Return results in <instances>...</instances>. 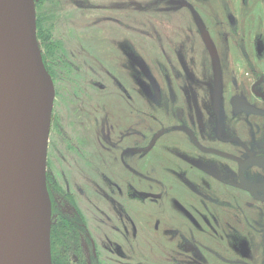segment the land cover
<instances>
[{"label":"flooded vegetation","instance_id":"af4514ba","mask_svg":"<svg viewBox=\"0 0 264 264\" xmlns=\"http://www.w3.org/2000/svg\"><path fill=\"white\" fill-rule=\"evenodd\" d=\"M182 1L175 5L176 26H170L175 32L170 36L171 55L178 65L171 72L177 77L175 86L160 83L152 68L144 69L137 62L133 37L128 34L117 41L120 29L112 33L116 60L111 87L106 85L105 71L96 76L91 65L85 71V89L65 83L68 94L60 101L57 79L45 66L54 87L46 162L51 264H136L135 236L140 223L135 222V209L145 203L136 202V172L138 160L144 162L150 151L162 160L160 170L176 174L177 181L172 183L176 199L181 200L176 201L178 219L176 215L170 218L163 207L164 217L156 221L157 225L164 222L162 235L172 234L180 240L172 246L167 239L160 246L166 264L182 259L187 264H264V5L258 3L254 22L247 0L237 3L240 15L232 10L234 0H213L212 5L201 0L206 7L199 15L205 28L200 32L201 25L186 29ZM187 7L189 12L197 10ZM189 32H196L208 50H214L213 37L226 49L219 53L207 50L209 67L203 73L196 68L200 52L194 51L195 42L183 37ZM249 33L254 34L253 40H248ZM90 39H83L86 56L104 65L105 44L98 38L95 46ZM216 61L221 76L217 105ZM137 66L146 83L138 80ZM137 85L147 98L144 107L138 105ZM144 163L147 169L152 166ZM96 168L101 176L94 179ZM78 171L86 172L85 179H74ZM108 171L113 172L111 180L104 178ZM126 186L128 196L123 190ZM189 195L194 204L191 210L185 205ZM109 202L112 215L105 208ZM139 219L148 223L151 216ZM145 227L152 241L146 232L149 226ZM150 243L145 245L149 253L153 251ZM175 248L183 251L176 259L169 253ZM184 253H192L191 259L185 260Z\"/></svg>","mask_w":264,"mask_h":264},{"label":"rangeland","instance_id":"374dc122","mask_svg":"<svg viewBox=\"0 0 264 264\" xmlns=\"http://www.w3.org/2000/svg\"><path fill=\"white\" fill-rule=\"evenodd\" d=\"M202 1H182L185 6L183 10L184 12L182 19L189 25H186V29L192 30L193 25H201V22H203L201 21L199 15H203V10L205 11L206 5L205 3L203 4ZM179 2L180 0H41L39 5L37 6V10L35 8V11L37 16H39V21H41L42 25L47 29V33L49 32V37L51 38V41L53 43V46L51 47V49H49V53L46 55V64L49 69H52L54 77L57 79V85L59 86L58 100L61 101V99H63L64 94H68L67 92H65V83L71 82L75 84V87L81 88L82 90L85 89L87 83L85 71L88 70V67L91 65L93 71L96 72V76L102 70H104L105 74L108 75L106 77V85H108L109 87L113 85V65L115 64L116 57L112 33L115 30L118 34L117 29H120L122 32L117 35L120 37H117V41L118 39L123 40L125 37H127L126 35L128 34L129 36L133 37L132 42L134 43L136 48V60L144 69H146V67L148 68V70L152 68V73L155 75L156 78H158L160 83L169 82L175 86V84L177 83V77L175 78V76L171 75V72H173L174 74L175 69H177L178 65L177 61L175 60V57L171 55L174 50H172V46L169 44V42H173V40L170 39V36L175 35L174 30L170 28V26L171 24L176 26L175 16L177 15V8L175 7V5ZM247 2V8L252 11V17L255 22L257 19V12L260 8L258 3L261 2V4L264 5V1L247 0ZM237 3H240V0H234L232 10L236 15L237 13H239L240 15L241 11L237 10L239 9L237 5L240 4ZM188 4L191 5L192 8L195 7V9L197 10L189 12L187 7ZM261 8V17L263 18L264 6ZM130 10L133 11V14L130 13ZM116 11H119V15ZM209 13L210 12H208V14ZM124 14H127V17H125ZM198 21L200 22V24L198 23ZM123 24L131 25L132 27L123 26ZM206 28L208 29L207 26ZM198 29H200V32L202 31V29L205 30L204 27ZM129 30L130 32L128 33ZM261 31H263V29H260V32ZM88 36H91L92 40H90L92 41V43H94L95 46L97 44L98 38L99 43L101 45L102 43L105 44L104 51L106 52V58L103 62L104 65H100L99 60H95L91 56H86L87 47L83 39ZM252 36H254V34H248L249 41L253 40ZM183 37H186V41L195 42V44H193V46L195 47L194 51L201 53V56L199 53V58L198 60H196L198 64L196 68H198L197 71L200 70V73H203L205 71V67H209V62H206V57H209V55H207L208 49L204 47V44L200 41L201 39H198L200 37L197 36L196 32H189V34H184ZM37 41L39 43V46L41 47V52H45L43 51V45H41L42 40L37 39ZM199 41L201 43H199ZM211 43L212 48L214 50L208 51L212 53H219V50H221V52L226 51L225 48L224 50L222 49L221 42L217 40L216 37H213V41L211 40ZM96 48L97 47H95V49ZM124 62L125 59L121 58L120 65ZM123 67L127 69L125 65ZM128 73L129 72L127 69L126 75ZM91 77L92 73L90 74V78ZM137 78L138 80H143V82L145 83L147 82L145 77L141 74L138 66ZM140 90L141 89L139 85H137L136 94L138 105L144 107L147 104L145 103L147 98L146 96H144L142 90ZM176 93L177 91L175 88L174 94ZM163 97V99H165L166 94ZM110 100L112 99L110 98ZM140 119H142L141 125H144V118L140 117ZM151 153L153 154V151H150L146 154L144 162H154V160L152 159L154 155H151ZM154 158L157 159L159 157L154 156ZM144 162L140 163V161H138L137 164V192L139 194V192L149 191L159 194L160 197L156 200L146 199V205H142L141 203H138L136 205L135 211L137 215L135 217V222L140 223L139 225L143 228H146V225L147 227L149 226L148 229L150 230L146 232H149L150 234L153 247V251L149 253L145 248L147 237L143 235L135 236L137 244V246H135L136 264H166L165 259L162 257V248L160 246L164 245V241L167 239L169 240L168 242L172 244V246L174 243L178 244L180 240L178 236L172 234L169 236H166L165 234L162 235V230L164 229L162 223L164 224V222L162 221V223L160 222L157 225L156 221L158 216L160 217L161 214L163 215L165 213L164 209L166 211H169L170 218L173 215H176V219H178L180 216L178 203H181V200L176 199L175 196L178 195L177 189L176 185L172 183V181H177V177L174 172L170 171L166 172L170 176H167L164 179L159 177L158 175H160L161 173L160 169H158L159 167L154 168L158 169V171H154V169L145 171L147 167L144 166ZM95 170L97 171V175L95 173V176L93 177L94 179L101 176V171H99L97 168ZM74 174V179L79 177V181H81L82 179H85V176L83 174L86 175V172L78 171ZM112 175L113 172L108 171L104 174V178L106 180H111L113 179ZM123 190L127 192L126 194L128 196L129 187H123ZM188 197L189 200L187 203H185L187 207H185L191 210L194 208V204L191 203L190 195ZM140 201L143 200H141L140 197L137 196L136 202ZM176 201H178V203ZM116 205L117 204H115V206ZM105 208L106 211L110 215H112L113 204H107L105 205ZM254 208L256 207L254 206ZM121 212L122 211H120V213ZM126 212H128L127 209ZM145 215L152 216L148 223L143 220L141 222L139 219L143 218ZM144 222L147 224H145ZM176 224L179 225L177 222ZM155 227L157 229L152 230ZM105 228L107 234L108 230L110 229V224L108 223L107 216L105 219ZM147 243H150V241H148ZM142 246L144 248V251L147 252L145 256H139ZM172 251L169 252L170 256H173V258L175 259L178 258L179 254L181 255V252H183L181 248H175ZM184 255L185 260L191 259L190 257L192 256V253H184ZM168 264L187 263H184L182 259L179 263L171 261L168 262Z\"/></svg>","mask_w":264,"mask_h":264},{"label":"water","instance_id":"95a60500","mask_svg":"<svg viewBox=\"0 0 264 264\" xmlns=\"http://www.w3.org/2000/svg\"><path fill=\"white\" fill-rule=\"evenodd\" d=\"M214 67L217 105V61ZM53 98L35 0H0V264H51L46 162Z\"/></svg>","mask_w":264,"mask_h":264},{"label":"trees","instance_id":"16d2710c","mask_svg":"<svg viewBox=\"0 0 264 264\" xmlns=\"http://www.w3.org/2000/svg\"><path fill=\"white\" fill-rule=\"evenodd\" d=\"M40 2H41V0H35V8H36V10H37V6L39 5ZM36 35H37V39H41L42 40L41 41V45H43V47H44L43 51H45V52H42V58H43V62L45 64V66L47 67L46 55L49 53V49H51V47L53 46V43L51 41V38L49 37V32L47 33V29L42 25L41 21H39V16H37V14H36ZM140 162H142V161H140ZM151 164H152V166L149 167V169H146L145 171H149V170H152V169L157 168V167H159L158 169H160V165H162V161L158 160V159H154V162H151ZM158 169H154V171L155 170L158 171ZM160 171H161V173H160V175H158L159 177L164 179L165 177L170 176L169 174L163 172L162 170H160ZM143 193L144 192H139V194H138V192H137V196L138 197H143ZM145 200L146 199L143 200V202H145L143 205H146V201ZM152 216H153V214H152ZM163 217L164 216L161 214L160 217L158 216L157 220L160 221V220L163 219ZM144 221H146V220H144ZM137 235H143V236L147 237L146 243L148 241H150L149 237L145 233L144 229L139 224H137V234H136V236ZM146 254H147V252L144 251V248H141L139 256H145Z\"/></svg>","mask_w":264,"mask_h":264},{"label":"bare ground","instance_id":"6f19581e","mask_svg":"<svg viewBox=\"0 0 264 264\" xmlns=\"http://www.w3.org/2000/svg\"><path fill=\"white\" fill-rule=\"evenodd\" d=\"M205 3H207L208 5H212L213 0H205Z\"/></svg>","mask_w":264,"mask_h":264}]
</instances>
